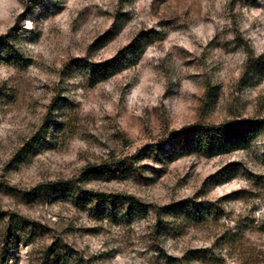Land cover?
<instances>
[{"label":"rangeland","instance_id":"1","mask_svg":"<svg viewBox=\"0 0 264 264\" xmlns=\"http://www.w3.org/2000/svg\"><path fill=\"white\" fill-rule=\"evenodd\" d=\"M0 45V264H264V131L166 143L264 123V0H0Z\"/></svg>","mask_w":264,"mask_h":264},{"label":"trees","instance_id":"2","mask_svg":"<svg viewBox=\"0 0 264 264\" xmlns=\"http://www.w3.org/2000/svg\"><path fill=\"white\" fill-rule=\"evenodd\" d=\"M6 46L7 54L11 55V47H8V44ZM95 69L101 75H107L111 71V65L96 64ZM262 131H264V123L257 120L237 122L228 126H213V128L196 125L189 130L173 133L166 141L168 143L167 152L170 155L200 153L207 157H214V155L229 152L236 147L249 145ZM158 149L165 150L164 146H159ZM105 168L98 166L93 172L109 174ZM181 209H173L171 213L176 212L177 214L183 211V208ZM184 215L189 219L193 218L189 214Z\"/></svg>","mask_w":264,"mask_h":264}]
</instances>
